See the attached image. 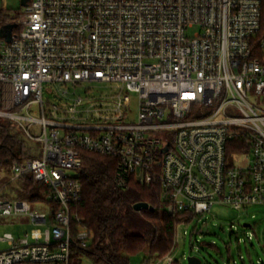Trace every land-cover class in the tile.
Listing matches in <instances>:
<instances>
[{"label": "built area", "instance_id": "built-area-1", "mask_svg": "<svg viewBox=\"0 0 264 264\" xmlns=\"http://www.w3.org/2000/svg\"><path fill=\"white\" fill-rule=\"evenodd\" d=\"M262 1L28 0L16 26L0 19V120L40 149L9 184L42 188L33 202L0 190V217L35 226L0 237V264H72L73 226L89 247L73 211L84 151L115 161L121 189L158 188L178 227L216 205L264 206Z\"/></svg>", "mask_w": 264, "mask_h": 264}, {"label": "trees", "instance_id": "trees-1", "mask_svg": "<svg viewBox=\"0 0 264 264\" xmlns=\"http://www.w3.org/2000/svg\"><path fill=\"white\" fill-rule=\"evenodd\" d=\"M262 25L264 36V0L262 1ZM4 24L20 18V14L4 13ZM38 145L28 143L22 133L10 122L0 121V190L10 189L12 165L27 158H37ZM80 181L83 185L82 201L73 207L82 225L91 235L89 247L80 249L93 264H130L133 255L144 254V259L157 260L175 251L177 227L183 216L168 215L158 188L146 189L130 182L126 189L117 186L115 161L95 153H82ZM18 188V189H17ZM17 197L33 202L42 195V188L32 177L23 178L14 188ZM3 198L9 197L3 193ZM148 203L154 211L134 210L138 203ZM75 226L73 235L75 246ZM77 247V246H75Z\"/></svg>", "mask_w": 264, "mask_h": 264}, {"label": "rangeland", "instance_id": "rangeland-1", "mask_svg": "<svg viewBox=\"0 0 264 264\" xmlns=\"http://www.w3.org/2000/svg\"><path fill=\"white\" fill-rule=\"evenodd\" d=\"M5 3L11 14L22 15L24 12V0H0V9ZM4 13L7 14V11ZM11 25L16 26V22L13 21ZM197 31L193 29L189 35ZM95 87L97 94L100 89L108 91L100 85ZM78 92L81 93V90L79 89ZM50 97L51 95L46 91L45 99ZM133 105L136 108L137 98L134 95ZM3 177L4 174H0V179ZM18 184L13 185L7 194L10 196L16 194L13 192ZM32 207L34 212L47 213L45 207H35V205ZM245 224L251 227H244ZM34 228L31 222L20 218L0 217V237L12 234L16 238H22ZM177 233L180 239L173 255L179 264H187V259L191 256L201 258L203 264H264V206H252L240 211L216 205L210 213L194 218L187 226L178 227ZM0 248L6 249L7 245L0 243ZM143 262L144 254L133 255L130 258V264ZM72 264L93 263L74 246Z\"/></svg>", "mask_w": 264, "mask_h": 264}, {"label": "water", "instance_id": "water-1", "mask_svg": "<svg viewBox=\"0 0 264 264\" xmlns=\"http://www.w3.org/2000/svg\"><path fill=\"white\" fill-rule=\"evenodd\" d=\"M28 0H24V6H26ZM9 28H12V25H9L8 26ZM2 31H0V34H1ZM134 210L137 211V212H141V211H154V207L150 206L148 203H144V202H141V203H138L134 206ZM244 227H251V225L249 224H245ZM187 264H203V261L201 258L199 257H196V256H191V257H188L187 259Z\"/></svg>", "mask_w": 264, "mask_h": 264}]
</instances>
